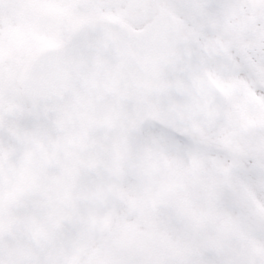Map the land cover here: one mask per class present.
I'll return each mask as SVG.
<instances>
[{
    "label": "snow or ice",
    "instance_id": "obj_1",
    "mask_svg": "<svg viewBox=\"0 0 264 264\" xmlns=\"http://www.w3.org/2000/svg\"><path fill=\"white\" fill-rule=\"evenodd\" d=\"M0 264H264V0H0Z\"/></svg>",
    "mask_w": 264,
    "mask_h": 264
}]
</instances>
